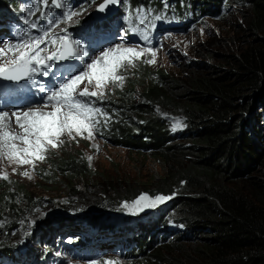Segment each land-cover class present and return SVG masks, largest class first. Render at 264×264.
Listing matches in <instances>:
<instances>
[{"label":"trees","instance_id":"obj_1","mask_svg":"<svg viewBox=\"0 0 264 264\" xmlns=\"http://www.w3.org/2000/svg\"><path fill=\"white\" fill-rule=\"evenodd\" d=\"M241 1L250 8L248 28L264 36V0H131L134 7L155 3L162 9L171 5L174 11L186 2L196 7V14L216 15ZM13 16L0 15V26L16 22ZM125 85L96 100V107L113 114L114 122L97 131L129 156L156 164L164 175L150 183L130 182L119 179L121 171L115 166L110 171L93 168L81 152L64 150L51 152L37 170L40 189H63L86 202L95 229L114 232L124 227L140 264H264V119L253 110L256 104L264 106V39L252 41L233 58L229 71L209 65L183 80L148 68L146 76ZM163 112L180 114L185 131L172 134L160 116ZM140 193L173 198L154 216L125 219L122 202ZM39 200L24 184L0 180V215L18 219ZM170 221L175 227H169ZM64 223L56 220L42 229L45 244L61 236ZM145 234H151L149 240ZM2 247V252L10 249ZM172 254L179 256L170 258ZM5 258L12 264L25 262Z\"/></svg>","mask_w":264,"mask_h":264},{"label":"rangeland","instance_id":"obj_2","mask_svg":"<svg viewBox=\"0 0 264 264\" xmlns=\"http://www.w3.org/2000/svg\"><path fill=\"white\" fill-rule=\"evenodd\" d=\"M12 1H15L16 5H13ZM104 1L67 0L68 6L80 14L73 16L72 21L60 23L53 30L56 33H60L62 29L67 28L70 41L77 40L84 31L92 29L94 27L93 23H98L105 27L110 25V28H107L110 31H114L112 42L101 45L97 49H83L80 46L73 45L74 50L77 52L82 50L88 53V56H85L83 59H73L77 67L73 74H79L80 71L86 70L87 63L96 59L106 48L121 43L122 39L124 41L121 45L122 47H152L157 50V57L154 63L149 64L147 61L151 59V55L145 53L142 59L135 61L134 66H126L118 73L125 77L122 84L120 82L108 83L104 89L103 100L124 89L128 81L134 80L136 77L143 78L146 76L148 68L170 72L183 80H186L190 74H193V70L199 67L213 65L222 71L232 70L233 58L252 41L258 38L264 39L263 35L254 34L248 28L250 8L244 1L231 4L224 13L216 15L210 13L196 14V7L192 9V7L186 5V2H182L181 9L174 11L170 9L171 5L164 7V9L156 7L155 3H152L150 7H134L131 0H127L126 3L124 0H121L120 4L110 7L112 14L109 17L102 20L91 19L97 8ZM31 6V0H0V15L12 14L18 24L15 29L8 27L7 24L0 26V48H5L6 50V55L0 57V64L8 63L15 58L13 53L7 52L6 45L9 41L15 44L21 38V33L28 30L26 21L35 18L28 15L27 9ZM138 8L151 9L153 13V16L148 21V26L150 27L146 33L148 35L147 41L143 39L142 35L144 26H140L137 34H133L130 30V25L124 21L125 16L129 12L134 14ZM156 16L161 18L156 19ZM53 50L55 48L50 47L48 52ZM85 85H87L89 91L95 90V83L87 84L86 80L79 86L78 90H82ZM102 99L97 101L101 102L100 100ZM261 104H256V107L254 104L255 108L253 107V110L255 112L258 111L261 114V119H264V106H261ZM29 108L32 110L43 109L41 111L52 110L51 106L44 107V101H39L30 104L25 109L5 108L3 111L7 110L6 112L11 115L17 109L23 112ZM108 114L111 116V119L106 126L114 123L112 121L113 114ZM160 116L165 119L170 130L171 125L176 122L174 118H179L185 125L184 119L180 114L163 112ZM5 122L7 123V118ZM102 128L104 126L103 118L101 117V126L94 129L95 135L91 139L86 138V133L84 137L76 136L75 139L65 135L62 137L64 144L57 149H50L46 153V160L37 162L34 171L31 165L19 166L9 162L4 156H0V172H7L8 180H16L24 184L27 189L33 191V194L40 199L36 205L28 207L18 219H15L12 214L3 213V215H0V250L3 248L2 246H10V249L5 252L0 251V259H6V256L12 258L18 257L25 260L24 264H105L106 261H114L115 264H140L136 256L139 254L138 249L135 250L137 247L134 243H128L125 238V228L122 226H119V229L108 235L109 240L107 242L98 243L99 248L103 249L100 250L103 254L89 257L87 256L88 254H83L81 251L78 252L74 249L77 247L74 245H79L82 242L78 236L79 233L81 232L82 234L84 229L88 231L89 229H93L91 222L94 215H87L89 210L85 208L84 203L86 202L80 203L81 200L69 197L63 189L48 191L42 190L39 187L41 186V182L39 181L37 170L46 164L49 158L48 155L51 152L60 153L64 150L69 152L79 151L86 159L88 156H92L93 159L88 163L93 168L110 171L115 166L116 169L119 168L121 171L116 174L119 176V179L130 178V182L140 180L143 183H150L156 175L163 174L162 169L151 161L143 162V160L133 155L129 156L125 148L116 147L104 139V136L97 131V129L102 131ZM7 130L22 134V130L14 122L8 124ZM184 131L185 127L175 132L171 130L172 134L183 133ZM14 168L16 169L15 173H13ZM25 170L30 172L31 179L21 175ZM45 188H48V186ZM100 201H105V199L101 197ZM170 201L171 199L155 209H146L137 215L130 214L125 209L121 213L125 219L146 217L148 215L154 216L158 212L164 211L168 204H170ZM37 209L39 211H36ZM91 213L94 214L92 211ZM103 214L106 215L105 213ZM101 217L104 218L103 216ZM62 219L66 221V224L64 223L65 226L60 228L61 236L56 235L55 237L48 238V243L45 244L42 238H40L42 229L48 226L49 223ZM33 220L35 224L29 227L30 221ZM21 221L24 223H21ZM170 222L169 227H175L174 223ZM159 228H162V226H159ZM69 234H73V236L69 237ZM157 234L160 237L162 236L160 231ZM144 236L149 240L151 234H145ZM21 240L24 242L20 243ZM170 256H172L170 258H178L179 255L172 254ZM4 263L12 264L8 261H4Z\"/></svg>","mask_w":264,"mask_h":264},{"label":"snow or ice","instance_id":"obj_3","mask_svg":"<svg viewBox=\"0 0 264 264\" xmlns=\"http://www.w3.org/2000/svg\"><path fill=\"white\" fill-rule=\"evenodd\" d=\"M31 2L32 6L27 11L29 17L35 18L26 21L28 30L21 33V38L15 44L7 42V52L13 53L15 58L8 63L0 64V78L17 84L21 81H26L32 86L38 84V91L45 93L42 97L44 107L51 106L52 110L41 111L29 108L20 112L17 109L11 115L0 110V156L19 166L31 165L34 171L37 162L46 160V153L50 149H57L64 144L62 137L65 135L75 139L76 136L84 137L86 133V138L91 139L95 135L94 129L101 126V117L103 126H106L111 116L96 107V100L103 98L108 83L122 84L125 77L118 73L126 66H134L135 61L142 59L145 53L151 55V59L147 62L154 63L157 50L152 47H122L124 43L122 39L121 43L106 48L96 59L87 63L86 70L80 71L79 74H70L68 78L61 76L60 79L64 82L54 87V90H46L37 77L49 76L55 62L83 59L88 53L74 50L73 45L79 46L81 42L70 41L67 28L62 29L60 33L53 31L60 23L72 21L73 16L80 14L68 6L67 0H31ZM124 2L126 3L127 0ZM120 3L121 0H105V3L99 6V11L104 12L107 5ZM152 16L151 9L138 8L134 14L129 12L124 21L130 25L133 34H137L140 26H144L142 35L147 41L146 33L150 27L148 21ZM50 47L55 50L48 52ZM5 55V48H0V57ZM85 80L87 84L94 82L95 90L89 91L87 85L82 90H78ZM174 119L176 122L171 125L173 132L186 126L179 118ZM13 122L22 130V134L7 130L8 124ZM87 159L91 162L93 157L88 156ZM15 172L14 168L13 173ZM21 175L31 179L28 170L23 171ZM0 179L7 181L8 173L0 172ZM172 198V195L140 193L132 201L122 202V208L130 214L137 215L146 209H155ZM34 224V220L30 221L29 227ZM105 264H115V262L106 261Z\"/></svg>","mask_w":264,"mask_h":264},{"label":"water","instance_id":"obj_4","mask_svg":"<svg viewBox=\"0 0 264 264\" xmlns=\"http://www.w3.org/2000/svg\"><path fill=\"white\" fill-rule=\"evenodd\" d=\"M105 1L102 3L104 4ZM110 7H112V5H107L106 9L104 12L99 11V7L97 8L95 14L91 17V19L93 20H102L103 18H107L112 14V11L110 10ZM2 81H6L3 78H0Z\"/></svg>","mask_w":264,"mask_h":264},{"label":"bare ground","instance_id":"obj_5","mask_svg":"<svg viewBox=\"0 0 264 264\" xmlns=\"http://www.w3.org/2000/svg\"><path fill=\"white\" fill-rule=\"evenodd\" d=\"M28 106H29V105H27L26 107H24V109L27 108ZM41 110H43V109H41ZM6 111H7V110H6Z\"/></svg>","mask_w":264,"mask_h":264}]
</instances>
